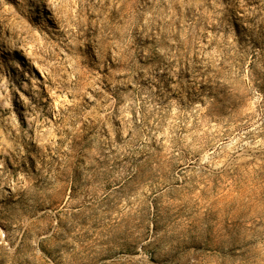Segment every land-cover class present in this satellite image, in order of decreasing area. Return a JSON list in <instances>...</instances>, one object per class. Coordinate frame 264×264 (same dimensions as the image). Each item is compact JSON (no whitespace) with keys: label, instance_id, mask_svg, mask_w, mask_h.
Here are the masks:
<instances>
[{"label":"rangeland","instance_id":"374dc122","mask_svg":"<svg viewBox=\"0 0 264 264\" xmlns=\"http://www.w3.org/2000/svg\"><path fill=\"white\" fill-rule=\"evenodd\" d=\"M0 264H264V0H0Z\"/></svg>","mask_w":264,"mask_h":264}]
</instances>
